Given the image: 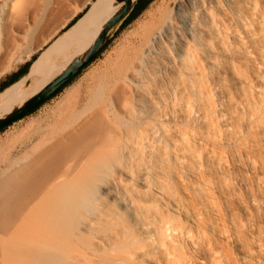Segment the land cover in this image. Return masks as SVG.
<instances>
[{
  "label": "bare ground",
  "instance_id": "1",
  "mask_svg": "<svg viewBox=\"0 0 264 264\" xmlns=\"http://www.w3.org/2000/svg\"><path fill=\"white\" fill-rule=\"evenodd\" d=\"M23 1L26 0H9L12 4L7 1L11 14L7 17L22 15ZM257 1L180 0L171 20L155 15L154 24L149 22L152 26L148 23L133 35L136 40L131 46L125 48L124 44V52L120 48L123 55L117 66L114 63L113 84L98 87L96 92L93 89L91 93L83 92L85 96L76 91L66 95L51 115L26 126L20 155L9 146L0 147L3 166L0 168V264H141L139 259H148L151 251L159 252L163 259L161 263L152 261L153 264H227L230 258L211 238L236 245L241 256L232 260L233 264H264L263 237L255 227L245 228L230 206L226 207L225 222L214 202L215 188L200 176L202 169L193 165L197 156L184 139L172 154L174 171L185 190L199 199L200 207L192 212V218L203 228L202 232L193 234L169 222L154 228L157 237L146 231L138 241L122 225L117 213L100 207L95 187L99 176L114 162L118 163L121 146L135 140L136 154H140L139 149L149 135L158 128L165 130L164 95L175 79H182L190 96L186 103L188 119L209 124L210 139L232 151V165L240 172L235 182L223 180L227 190L222 192L224 199L236 204L245 216L251 215L248 209L251 205L256 215L264 219L262 196L249 193L248 199L243 200L235 193L237 185L248 189L250 182L244 172L254 170L256 163L247 154L256 144L253 132H264V115L242 87L236 88L240 95L235 98L230 87H201L192 80L200 70L197 66L200 55L214 59L211 46L201 44L205 35L217 41L224 52L231 50L229 39H232L236 44L234 52L264 60V11L258 9ZM119 7L115 0H96L35 61L29 85L19 81L0 94V112L9 113L40 91L92 44ZM11 18L7 22L17 26L18 21L11 22ZM5 40L8 41L6 38L4 43ZM0 43L3 46L2 40ZM226 66L234 70L233 65ZM201 76L210 79L205 74ZM238 79L249 86L243 78ZM217 81L222 82L221 78ZM256 93L264 97L263 91ZM106 95L116 100L118 108L121 106L122 110L117 109L128 118L127 127L116 124L120 119L116 122L111 118L108 108L113 102L109 104ZM143 99L149 100L158 111L153 121L145 119L139 108ZM241 107L247 110L246 117L238 113ZM242 154L247 157L244 163L239 160ZM213 157L219 167L225 164L222 155ZM188 178L194 181L187 184ZM182 241L191 249L204 244L205 254L196 260L187 257Z\"/></svg>",
  "mask_w": 264,
  "mask_h": 264
},
{
  "label": "rangeland",
  "instance_id": "2",
  "mask_svg": "<svg viewBox=\"0 0 264 264\" xmlns=\"http://www.w3.org/2000/svg\"><path fill=\"white\" fill-rule=\"evenodd\" d=\"M5 1L0 3V40L4 43V39L7 38L9 45L6 40L4 44L2 43L3 46L0 45V83L7 78V74L12 70L11 67H14L23 59L25 53L37 49V55H40L50 50L55 42L70 29L68 25L76 17H83L85 10L88 11L96 0H31L34 3L26 0V3L23 1L20 5L22 6L20 14L22 13V15L19 16L22 17V20H20L21 17L19 16L7 17L8 14L9 16L11 15L8 12V7H10L9 3L12 4L13 0H10L11 2L7 0L9 3L7 1L5 3ZM179 1L154 0L135 21L124 28L121 27L123 20L111 31L105 50L61 93L45 102L35 112L16 121L0 132V147L3 145L9 146L12 152L20 155V142L24 137L22 133L25 131L26 126L36 124L39 119H45L51 115L52 110H56L58 104L65 100L66 95L76 94V92L87 94L91 93L92 89L93 92H96L98 87L113 84V72L119 64L118 61L120 62L122 59V52L136 40L133 35L138 34L137 31H141L144 26H148L149 22L152 21L151 23L154 24V16L157 14H160L166 21L171 20L175 13V6ZM14 2L16 3V1ZM2 6L8 9L2 8ZM33 7H35L34 10ZM257 7L259 10L264 11V0L257 1ZM8 18H11V22L14 21L15 23L17 20L18 25L15 24L17 26L14 27V23H12L13 25L10 23L11 28L7 22ZM19 22L21 23L19 24ZM145 23L147 24L145 25ZM139 27L142 28L140 29ZM232 27L234 29L237 28L235 24H232ZM3 31L8 34L3 33ZM127 35L128 37L130 36L129 39ZM202 43L211 46L214 52V59L211 60L204 54L197 58V66L200 70L196 78L192 79L193 82L201 87L206 85H212L216 88L230 87L235 98L240 95L236 88L242 87L251 96L253 105L264 115V97H260L256 93V90L264 92V60L247 58L244 54L234 52L233 49L236 44L232 39H229L231 50L228 52H224L221 45L208 35L202 36ZM201 44H199L200 47ZM123 45L125 48H123ZM118 49L120 52H117ZM248 50L252 51L253 49L249 48ZM227 64L233 65L234 70L228 69ZM196 71H198L197 68ZM109 73H112V75ZM201 73L209 76L210 79L202 77ZM171 74L173 75V73H169L170 78ZM239 77L247 81L249 86L245 83H240ZM218 78H221L222 82L217 81ZM21 82L24 85H28L24 81ZM167 91L164 95V111L162 112V123L165 125V130L162 131L158 128L153 135H149L144 141L143 147L139 149L141 151L140 154H136L135 140L130 141L132 145L128 143L121 146L118 163L114 162L110 166L111 168L109 167V170L103 172L95 182L96 198L99 200L100 207L117 213L122 225L138 241L141 240L143 233L146 231L153 237H157L154 228L163 227L169 222L178 224L193 234L202 232L203 228L192 218V212L200 207L199 199L185 190L174 171L175 163L172 159V154L176 151V145L183 143L184 139L188 142L190 150L197 156L193 165L202 169L200 176L210 182L215 188L214 202L218 206L225 222L227 219L226 207L230 206L238 214V218L245 228L246 225L255 227L259 231V235L264 239V219L256 215L255 209L248 205L251 215L245 216L236 204L227 202L223 197L222 192L227 191L223 180L231 179L235 182V179L240 174L232 165V151L219 146L210 139V126L208 123L199 120L190 121L188 119L186 103L190 96L184 90L182 79H175ZM84 93L82 94L83 96H85ZM106 98H110L109 104L113 102L108 108L111 118L113 121L120 119V122L116 120V122L118 121L116 124L119 126L122 124L121 127H123L129 121L125 113L123 112V114L120 111L122 110L121 106L119 107L120 110H118L119 104L116 100L109 95H106ZM112 99L113 101H111ZM140 105L139 108L142 110L144 118L148 121H153L155 116L158 115L157 109L147 99H143ZM3 113L0 112V115ZM238 113L246 117L247 110L241 107ZM122 115L125 116L123 117ZM253 133L256 136V144L252 149L248 150L247 156L255 161L256 167L254 170L244 172L250 182L248 189L246 190L239 185L235 189V193L243 200L248 199L249 193L264 198V132L258 130ZM132 141L135 143H132ZM235 151L240 152L238 149ZM213 153L223 156L225 160L223 166L219 167L216 164ZM246 158L242 154L239 160L244 163ZM0 168H3V166L0 165ZM193 181V178H188L187 184ZM128 191H131V193ZM135 203H140V205L138 206ZM262 204L264 205V199ZM246 236L249 239L251 238L249 234H246ZM211 239L213 243L223 247L230 258L227 264H233L231 261L238 260L241 256L239 249L232 241H221L217 238ZM182 246L185 255L193 260L205 254L204 244L199 245L196 249H191L186 245V242L182 241ZM152 261L163 262L161 254L151 251L148 259H139L141 264H153Z\"/></svg>",
  "mask_w": 264,
  "mask_h": 264
},
{
  "label": "water",
  "instance_id": "3",
  "mask_svg": "<svg viewBox=\"0 0 264 264\" xmlns=\"http://www.w3.org/2000/svg\"><path fill=\"white\" fill-rule=\"evenodd\" d=\"M120 5L119 9L106 21L101 31L92 44L75 56L69 64L40 91L25 101L22 105L15 107L9 113L0 116V131L11 124L23 119L34 110L48 101L60 88L70 82L81 73L105 47L111 31L118 26L133 10L137 0H115Z\"/></svg>",
  "mask_w": 264,
  "mask_h": 264
},
{
  "label": "trees",
  "instance_id": "4",
  "mask_svg": "<svg viewBox=\"0 0 264 264\" xmlns=\"http://www.w3.org/2000/svg\"><path fill=\"white\" fill-rule=\"evenodd\" d=\"M154 0H137V2L135 3L133 10L127 15V17L124 19L122 26L121 27H126L129 24H131L133 21H135L147 8L148 6L153 2ZM87 12V10H85V13ZM82 17L78 16L76 17L69 25L68 28H71L74 24H76V22L78 20H80ZM106 46L103 48V50H105ZM103 50L97 55V57L94 59L96 60L98 58V56L103 52ZM36 56L33 58V60H36ZM93 60V61H94ZM92 61V62H93ZM31 66V62L27 63L23 68L20 69L19 72L14 73L10 76H8L4 81H2L0 83V94L2 92H4L7 88H9L10 86H12L13 84H15V82L19 79V77L23 74H25L29 68ZM80 73L77 75L79 76ZM77 76H75L70 82H68L66 85H64L62 88H60L50 99H52L53 97H55L56 95H58L59 93L62 92V90L67 87ZM17 83V82H16ZM49 99V100H50ZM47 102V101H46ZM45 104V103H43ZM42 104V105H43ZM41 105V106H42ZM39 108V107H38ZM37 108V109H38ZM36 109V110H37ZM36 110H34L33 112H35ZM32 112V113H33Z\"/></svg>",
  "mask_w": 264,
  "mask_h": 264
},
{
  "label": "crops",
  "instance_id": "5",
  "mask_svg": "<svg viewBox=\"0 0 264 264\" xmlns=\"http://www.w3.org/2000/svg\"><path fill=\"white\" fill-rule=\"evenodd\" d=\"M73 27V26H72ZM71 27V28H72ZM70 28V29H71ZM66 34V33H65ZM64 36V35H63ZM62 36V37H63ZM61 37V38H62ZM58 40H60V38L58 39ZM57 40V41H58ZM56 41V42H57ZM48 51V50H47ZM47 51H45V52H47ZM45 52H43V53H41L40 55H37V49H34V50H31L30 52H28V54L27 53H25V55H24V57H23V59L20 61V62H18L14 67H11V71L7 74V77L8 76H10V75H12V74H14V73H17V72H19L20 71V69L21 68H23L27 63H29V62H31V66H30V68H29V70L25 73V74H23V75H21L20 77H19V79L16 81V82H19V81H24L26 84H28L29 85V83L31 82V80H32V77H31V75H32V71H33V68H34V65H35V61L39 58V56H41L42 54H44ZM30 54V55H29ZM28 55V56H27ZM37 57L36 58V60H33V58L34 57ZM57 76V75H56ZM55 76V77H56ZM54 77V78H55ZM53 78V79H54ZM52 79V80H53ZM51 80V81H52ZM15 82V83H16ZM50 82V81H49ZM48 82V83H49Z\"/></svg>",
  "mask_w": 264,
  "mask_h": 264
},
{
  "label": "flooded vegetation",
  "instance_id": "6",
  "mask_svg": "<svg viewBox=\"0 0 264 264\" xmlns=\"http://www.w3.org/2000/svg\"><path fill=\"white\" fill-rule=\"evenodd\" d=\"M1 132V131H0Z\"/></svg>",
  "mask_w": 264,
  "mask_h": 264
}]
</instances>
